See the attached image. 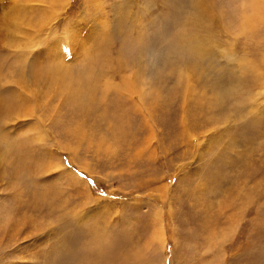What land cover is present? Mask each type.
I'll list each match as a JSON object with an SVG mask.
<instances>
[{
    "label": "rangeland",
    "instance_id": "obj_1",
    "mask_svg": "<svg viewBox=\"0 0 264 264\" xmlns=\"http://www.w3.org/2000/svg\"><path fill=\"white\" fill-rule=\"evenodd\" d=\"M2 1L0 264H264V0Z\"/></svg>",
    "mask_w": 264,
    "mask_h": 264
},
{
    "label": "bare ground",
    "instance_id": "obj_2",
    "mask_svg": "<svg viewBox=\"0 0 264 264\" xmlns=\"http://www.w3.org/2000/svg\"><path fill=\"white\" fill-rule=\"evenodd\" d=\"M250 2L251 3H249L248 2V7H249V9H251V10H253V9H255L257 6H258V0H250ZM8 6V5H7ZM6 6V2H4V1H2V0H0V24H1V19H2V15H3V12H4V10H5V8L7 7ZM251 20H252V17H251V15H242V18H241V26H240V28L241 29H245L246 27H248L249 26V24H250V22H251ZM201 24V23H200ZM1 30H0V43H1V41H2V38H1ZM34 64V65H33ZM30 65H33L32 67H31V70H33L34 72H36L37 70H39V68H38V66H39V64H37V63H31ZM8 67H9V65H8ZM53 73V72H52ZM7 75H9V76H11L12 75V77H14V72L12 71V69H11V67H9L8 68V73H7ZM188 77V76H187ZM17 80H19V79H17ZM16 80V81H17ZM22 81V80H21ZM252 81H253V79H252ZM26 82V81H25ZM253 84V83H252ZM129 85V84H128ZM127 85V86H128ZM132 86V85H131ZM135 86H136V84H135ZM131 89H133V88H126L125 90H128V91H130ZM67 90V89H66ZM69 90V89H68ZM225 90V89H224ZM12 91H13V89H12ZM15 91V90H14ZM59 91V90H58ZM136 91V90H135ZM231 90H228V91H224V92H218V93H214V97H216L217 99H214V102L215 101H217L218 103H220V102H222V101H219V100H221L223 97H225V96H229L227 93H229ZM66 93V92H65ZM16 94V93H15ZM230 94V93H229ZM62 95V94H61ZM0 97H1V95H0ZM16 105V104H15ZM5 106V101L4 100H2V99H0V115H1V111L3 110L2 108ZM216 106V105H215ZM11 110H9V112H10ZM7 115V114H6ZM10 113H9V118H10ZM5 121V120H4ZM3 121V122H4ZM1 123L2 122H0V125H1ZM25 123V122H24ZM23 123V124H24ZM31 126V125H30ZM40 128V127H39ZM38 128V129H39ZM26 129V128H25ZM29 129V128H28ZM32 133H33V131H32ZM74 133L79 137V138H81L83 135H84V131L82 130V129H79V130H75L74 131ZM38 134V133H37ZM24 135H26V134H24ZM3 138V137H2ZM34 139V138H33ZM38 139H36L35 141H37ZM5 141V140H4ZM25 141H26V139H25ZM30 142H31V140H30ZM33 142V141H32ZM40 141H38L37 143H38V145H40V143H39ZM24 143V142H23ZM7 144V143H6ZM3 146V145H2ZM29 146V145H28ZM28 146H26V147H28ZM40 146H42V145H40ZM30 149H31V147H29ZM39 148V147H38ZM14 149V148H13ZM25 149V148H24ZM15 150V149H14ZM28 150V149H27ZM13 151V150H12ZM34 151V150H33ZM43 151V150H42ZM74 151L75 152H77V154H76V158L78 159V151L76 150V149H74ZM38 156V155H37ZM24 157V156H23ZM10 158L12 159L11 161H10ZM25 158V157H24ZM3 159V158H2ZM3 161H5L8 165L9 164H11V166L13 167H15L16 169H18L19 167H20V164L22 165V163H23V160L21 159V156L20 155H17V156H15V157H13L12 158V156H11V154L10 153H7V156L3 159V160H1L0 161V176L4 173V168L6 167V166H3L2 165V163L1 162H3ZM6 164V165H7ZM85 169V168H84ZM10 170V169H9ZM42 170V169H41ZM53 171V170H52ZM50 172V171H49ZM6 173V172H5ZM4 176H5V174H4ZM73 176V175H72ZM27 177V176H26ZM14 178V177H13ZM25 179V178H24ZM10 181V180H9ZM78 181V180H77ZM44 190H45V188H44Z\"/></svg>",
    "mask_w": 264,
    "mask_h": 264
}]
</instances>
